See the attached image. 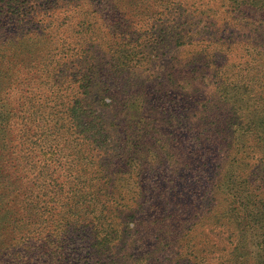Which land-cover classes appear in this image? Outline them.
I'll return each mask as SVG.
<instances>
[{
  "label": "trees",
  "instance_id": "16d2710c",
  "mask_svg": "<svg viewBox=\"0 0 264 264\" xmlns=\"http://www.w3.org/2000/svg\"><path fill=\"white\" fill-rule=\"evenodd\" d=\"M0 264H264V0H0Z\"/></svg>",
  "mask_w": 264,
  "mask_h": 264
},
{
  "label": "rangeland",
  "instance_id": "374dc122",
  "mask_svg": "<svg viewBox=\"0 0 264 264\" xmlns=\"http://www.w3.org/2000/svg\"><path fill=\"white\" fill-rule=\"evenodd\" d=\"M203 8V5H201V9ZM158 73H159V71H158ZM146 76V74L145 75H141V80H142V78L143 77H145ZM148 84H152V82H148ZM202 94V93H201ZM154 117L155 118H157V116H155V115H151L150 117H148V119H154ZM159 119V118H158ZM160 120V119H159ZM160 122H161V120H160ZM162 123V122H161ZM154 124H157V122H155ZM190 182V184H194V182L192 181V180H190L189 181ZM192 198L194 197V195L193 196H191ZM195 201H196V203H198L199 202V198H198V195L196 196V199H195Z\"/></svg>",
  "mask_w": 264,
  "mask_h": 264
}]
</instances>
